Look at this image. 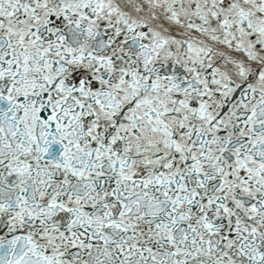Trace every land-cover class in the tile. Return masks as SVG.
I'll return each instance as SVG.
<instances>
[{
  "label": "snow or ice",
  "instance_id": "1",
  "mask_svg": "<svg viewBox=\"0 0 264 264\" xmlns=\"http://www.w3.org/2000/svg\"><path fill=\"white\" fill-rule=\"evenodd\" d=\"M0 264H264V0H0Z\"/></svg>",
  "mask_w": 264,
  "mask_h": 264
}]
</instances>
